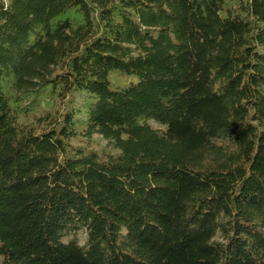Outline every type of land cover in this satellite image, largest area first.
Here are the masks:
<instances>
[{"label":"trees","instance_id":"16d2710c","mask_svg":"<svg viewBox=\"0 0 264 264\" xmlns=\"http://www.w3.org/2000/svg\"><path fill=\"white\" fill-rule=\"evenodd\" d=\"M0 264H264V0L0 3Z\"/></svg>","mask_w":264,"mask_h":264},{"label":"rangeland","instance_id":"374dc122","mask_svg":"<svg viewBox=\"0 0 264 264\" xmlns=\"http://www.w3.org/2000/svg\"><path fill=\"white\" fill-rule=\"evenodd\" d=\"M110 81L112 83V85L116 88H123L126 86L127 84V80L124 76L119 75V74H112L110 76ZM133 81V80H130ZM82 97H76V103L77 105H80L82 103ZM53 106V102L52 101H48V100H44L41 104L40 109L34 113L33 115H30L28 117H21L19 119L20 123L23 124H32V125H36V119L39 118L40 116H43L46 112H48V110ZM72 146H78L80 145V142L78 140H74L71 142ZM90 148L97 152L99 155H101L102 157L105 156L106 154H113L115 153L112 149L109 148V146L107 145L106 141H104L101 137L95 135L92 137V140L89 142ZM79 241L82 242L83 237H78Z\"/></svg>","mask_w":264,"mask_h":264},{"label":"clouds","instance_id":"9594fccd","mask_svg":"<svg viewBox=\"0 0 264 264\" xmlns=\"http://www.w3.org/2000/svg\"><path fill=\"white\" fill-rule=\"evenodd\" d=\"M8 4H9V0H4V6H5V9H7Z\"/></svg>","mask_w":264,"mask_h":264},{"label":"built area","instance_id":"2783aa9c","mask_svg":"<svg viewBox=\"0 0 264 264\" xmlns=\"http://www.w3.org/2000/svg\"><path fill=\"white\" fill-rule=\"evenodd\" d=\"M10 1V0H9ZM0 3L4 6V0H0ZM5 7V6H4Z\"/></svg>","mask_w":264,"mask_h":264}]
</instances>
